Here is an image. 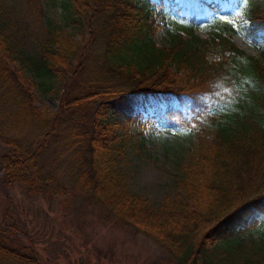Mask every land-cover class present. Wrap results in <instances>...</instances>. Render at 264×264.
<instances>
[{
	"label": "trees",
	"instance_id": "1",
	"mask_svg": "<svg viewBox=\"0 0 264 264\" xmlns=\"http://www.w3.org/2000/svg\"><path fill=\"white\" fill-rule=\"evenodd\" d=\"M70 1L77 18L72 23L83 27L99 17L102 22L101 57L81 61L74 70L75 50L64 48L56 29L45 26L42 0H0L1 138L21 134L29 125L44 130L49 124L35 107L36 95L26 85L22 67L14 64L30 65L58 82L73 71L71 79L83 76L86 91L80 99L62 98L52 128L36 147L23 151L17 141L11 143L13 148L0 159L4 182L20 185L31 196L45 193L56 183L41 161L50 137L63 127L64 114L74 105L99 100L95 112L83 118V130L80 124L70 125L72 135L79 137L73 182L81 195L165 248L169 257L159 264H264V228L243 226L246 216L264 214V60L246 57L232 41V31L204 38L194 25L176 32L170 45L158 46L153 15L169 0ZM239 1L185 3L197 16ZM244 30L246 38L264 42L263 9H251ZM245 75L251 78L246 82L247 100L231 112L229 123L213 129L211 96L228 87L233 100L240 102ZM173 102L183 109L174 112L169 107ZM165 105L168 109H161ZM143 117L190 128L195 135L177 181L185 194L182 201L168 195L160 208L150 206L132 192L116 166L121 132L129 134V122ZM3 239L0 236V257L17 264L45 263L39 253L13 249Z\"/></svg>",
	"mask_w": 264,
	"mask_h": 264
},
{
	"label": "rangeland",
	"instance_id": "2",
	"mask_svg": "<svg viewBox=\"0 0 264 264\" xmlns=\"http://www.w3.org/2000/svg\"><path fill=\"white\" fill-rule=\"evenodd\" d=\"M166 5L160 7L164 8L161 11L158 8L153 15L156 27L153 41L158 46L170 45L176 32L194 25L195 32L204 38H210L216 32L232 31V41L246 57L264 60V42L246 38L244 30L249 25L251 9L259 7L264 10V0H247V3L240 0L237 4L229 3L225 8L211 3L213 14L197 16L185 0H169ZM42 6L45 26L49 28L52 25L56 29L64 48L75 50L73 70L81 61L92 63L101 57V17L94 22L89 20L81 27L72 23L77 18L70 0H42ZM14 66L18 69L22 67L25 83L36 95L35 107L44 114L49 124L44 130L29 125L21 134L0 136V159L13 148L11 143L14 141L23 151L29 145L36 147L43 139L42 134L52 128V120L60 111L62 98L72 101L86 93L84 77L71 79L73 71L58 82L46 72H35L30 65ZM250 79V75H245L241 80L245 91L240 102L233 100L228 87L211 96L214 104L211 115L215 122H210V126L213 129L229 123L231 112L247 100L249 86L246 82ZM98 101L74 105L64 114L63 127L50 137L41 161L47 174L55 177L56 183H51L45 193L31 196L18 184L7 185L0 163V236L5 237L3 242L8 247L16 250L30 248L39 253L45 260L44 264L163 263L169 257L165 248L145 234L113 219L106 208L81 195L74 186L76 169L73 154L79 137L72 135L74 130L71 126L80 124L83 130V118L95 112L100 104ZM169 107L176 113L183 109L179 102H173ZM161 109L166 110L168 106ZM87 126L90 127L91 123ZM128 126L129 134L121 132V151L118 156L115 155V161L118 170L128 179L129 188L145 197L154 208H160L168 195L182 201L185 194L177 186V181L183 176L182 163L188 158V149L195 139L193 131L147 117L129 122ZM243 226L264 228V214L246 216ZM0 264L17 263L0 257Z\"/></svg>",
	"mask_w": 264,
	"mask_h": 264
},
{
	"label": "snow or ice",
	"instance_id": "3",
	"mask_svg": "<svg viewBox=\"0 0 264 264\" xmlns=\"http://www.w3.org/2000/svg\"><path fill=\"white\" fill-rule=\"evenodd\" d=\"M245 3H247V0H245Z\"/></svg>",
	"mask_w": 264,
	"mask_h": 264
}]
</instances>
